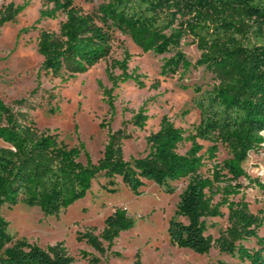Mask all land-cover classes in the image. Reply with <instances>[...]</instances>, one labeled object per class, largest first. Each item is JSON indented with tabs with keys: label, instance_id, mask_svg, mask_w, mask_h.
I'll use <instances>...</instances> for the list:
<instances>
[{
	"label": "trees",
	"instance_id": "obj_1",
	"mask_svg": "<svg viewBox=\"0 0 264 264\" xmlns=\"http://www.w3.org/2000/svg\"><path fill=\"white\" fill-rule=\"evenodd\" d=\"M48 1L53 8L42 11L37 23L59 15L66 19L59 34L40 31L41 72L62 78L67 71L65 81L75 79L110 55L112 34L119 31L146 54H173L164 59L163 77L184 79L192 69L204 67L217 75L218 82L206 90L193 88V103L200 112L193 132L188 134L164 116L159 130L146 137L145 154L128 161L120 145L127 135L114 134L106 121L100 127L108 129V142L95 163L83 142L70 146L57 130H41L28 113L15 112L0 97V140L6 143L0 147V264H73L63 243L43 248L15 240L3 208L22 203L59 217L85 199L99 178L107 181L103 189L110 193L117 192L121 180L136 196L142 195L147 182L174 193L170 184L188 178L169 222L171 244L200 255H209L216 245L239 264H264V237L259 236L264 217L252 213L241 182L245 179L264 193V182L252 179L243 166L252 153L264 149V0H106L92 15L84 14L75 0ZM25 8L10 3L0 9V26L16 23ZM188 39L201 54L196 62L182 51ZM131 59L126 51L123 60L107 69L113 89L131 80L144 86L137 71L130 72ZM115 69L120 76L113 74ZM113 91L103 93L111 118L116 112ZM148 121L144 108L133 119L141 130ZM201 142L210 145L205 149ZM184 143L190 148L181 154ZM220 146L230 156L222 162ZM207 161L212 170L205 176L201 170ZM223 208L228 211V227L214 240L208 231L215 224L209 225V220L224 217ZM134 225L127 210L117 208L105 219L100 237L92 230L78 233V238L103 256ZM251 240L256 247L246 246ZM80 255L88 264H103L85 250ZM112 255L121 257L118 252Z\"/></svg>",
	"mask_w": 264,
	"mask_h": 264
},
{
	"label": "rangeland",
	"instance_id": "obj_2",
	"mask_svg": "<svg viewBox=\"0 0 264 264\" xmlns=\"http://www.w3.org/2000/svg\"><path fill=\"white\" fill-rule=\"evenodd\" d=\"M105 2L75 0L81 11L89 15L95 14ZM10 3L26 8L16 23L0 26V97L15 112L28 113L41 130H57L61 140L70 146L83 142L97 163L103 157L108 142V129L100 127L103 121L109 124L114 134L127 135L120 144L127 161L145 154L146 137L159 130L164 116L188 134L199 125L200 112L193 103L196 97L193 88H212L218 82L215 73L201 67L192 69L184 79H180L179 75L163 77L161 67L164 59L170 58L172 53L164 56L146 54L128 36L114 31L110 42L111 53L107 58L75 79L65 81L69 76L67 71L63 72L62 78H54L40 71L43 57L37 50L38 37L42 30L59 34L65 16L47 18L38 24L42 11L53 8L48 0H0V9ZM126 51L132 55L130 72L137 71L144 86L140 87L131 80L119 83L113 89L107 69L114 61L123 60ZM182 51L192 62H196L201 55L190 39L183 44ZM112 71L115 76L121 75L119 69ZM104 90H114V118H111ZM143 108L149 121L141 130L133 119ZM201 143L205 149L210 145ZM3 146L6 143L0 140V147ZM189 148L190 144L184 143L178 151L185 154ZM229 157L228 150L220 146L218 162ZM82 161H85L84 157ZM243 166L252 179L264 182V149L252 153ZM211 170L212 164L207 161L201 173L208 176ZM118 182L117 192L110 193L103 189L107 181L99 178L85 199L76 202L59 217L46 216L40 208L22 203L12 208L5 206L3 214L10 222L9 233L15 240L26 239L43 248L63 243L68 254L75 259L73 264H88L80 255L82 250L100 257L103 264H239L237 258L221 254L216 245L209 255H200L171 244L169 222L180 202V194L188 185V178L170 184L174 193H167L165 187L147 182L141 189V196L133 194L121 180ZM241 182L252 213L264 217V193L250 186L245 179ZM220 199V196L216 197V201ZM117 208L127 210L135 225L131 230L122 232L114 247L102 256L79 240L78 233L93 230L100 237L105 219ZM223 211L224 217L209 220V225L215 224L208 231L214 240L228 227V211L226 208ZM259 236L264 237V226L259 230ZM104 246L107 247V244L104 243ZM246 246L254 248L256 241L251 240ZM112 252L120 253L121 257L113 256Z\"/></svg>",
	"mask_w": 264,
	"mask_h": 264
}]
</instances>
